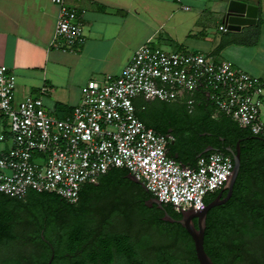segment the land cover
I'll list each match as a JSON object with an SVG mask.
<instances>
[{
	"label": "built area",
	"instance_id": "2783aa9c",
	"mask_svg": "<svg viewBox=\"0 0 264 264\" xmlns=\"http://www.w3.org/2000/svg\"><path fill=\"white\" fill-rule=\"evenodd\" d=\"M50 1L58 7L52 46L74 53L84 41L82 15L68 0ZM15 84L13 72L0 65V119L7 122L0 133V193L20 200L35 191L76 204L83 185L97 183L111 169H125L175 212L202 210L205 198L230 177L232 158L211 152L183 167L166 154L173 137L156 133L136 116L138 97L171 103L201 90L218 114L264 137V81L200 53L143 45L119 76L89 81L63 119L49 115L39 96L15 103ZM184 104L191 111L194 99Z\"/></svg>",
	"mask_w": 264,
	"mask_h": 264
},
{
	"label": "trees",
	"instance_id": "16d2710c",
	"mask_svg": "<svg viewBox=\"0 0 264 264\" xmlns=\"http://www.w3.org/2000/svg\"><path fill=\"white\" fill-rule=\"evenodd\" d=\"M192 98V110L184 105L170 120L157 116L162 105L154 114L136 116L156 133L172 136L167 156L190 161L188 167L209 145L230 156L226 147L239 141L240 169L232 196L208 212L204 250L213 264H264V137L218 114L201 90ZM128 174L109 170L97 183L81 187L76 204L54 193L29 191L21 200L0 193V264H48L51 257L50 264H199L182 226L145 221V201L153 196L128 180ZM121 189L142 202L138 217L145 222L135 233L105 227L129 207L126 201L121 209L115 203ZM215 195H208L205 203ZM162 204L169 216L180 217L171 204Z\"/></svg>",
	"mask_w": 264,
	"mask_h": 264
},
{
	"label": "crops",
	"instance_id": "0c3cea01",
	"mask_svg": "<svg viewBox=\"0 0 264 264\" xmlns=\"http://www.w3.org/2000/svg\"><path fill=\"white\" fill-rule=\"evenodd\" d=\"M227 1L68 0L67 5L82 15L84 41L76 52L66 53L52 46L58 15L55 4L0 0V65L15 75V103L27 95L39 96L46 112L58 119L79 104L89 81L119 76L133 53L146 44L164 51L205 54L264 81V0H239L259 8L257 23L239 32L219 30L224 27ZM42 88L47 91L41 93ZM194 93H184L171 103L138 97L133 104L137 114H154L164 104L171 105L175 114ZM6 130L7 122L0 119V133ZM178 162L190 166V161Z\"/></svg>",
	"mask_w": 264,
	"mask_h": 264
},
{
	"label": "water",
	"instance_id": "95a60500",
	"mask_svg": "<svg viewBox=\"0 0 264 264\" xmlns=\"http://www.w3.org/2000/svg\"><path fill=\"white\" fill-rule=\"evenodd\" d=\"M258 11L259 8L257 5H252L239 0H228L222 13V23L225 30L228 32H239L243 27L254 26L258 20ZM214 151H216L214 148L206 147L203 152L197 156V158L203 154ZM226 151L229 153L233 161V169L231 175L223 186V190L227 192L226 196L221 198V194H219L215 199L206 204L202 210L181 211V218L179 220L171 218L166 212L164 213V216L162 218L163 221L177 223L185 229L193 242L195 256L199 264H213L211 258L204 250L206 217L211 209L225 204L230 199L233 191V186L240 169L239 141H237L235 144V152L230 147H227ZM126 178L131 182L139 184L143 189L146 190L145 186L141 182H139L133 175L128 174ZM145 205L148 207L156 205L159 209H164L163 204L154 197L145 201ZM194 219H196V224L193 221ZM51 260L52 257L48 264L51 263Z\"/></svg>",
	"mask_w": 264,
	"mask_h": 264
},
{
	"label": "flooded vegetation",
	"instance_id": "af4514ba",
	"mask_svg": "<svg viewBox=\"0 0 264 264\" xmlns=\"http://www.w3.org/2000/svg\"><path fill=\"white\" fill-rule=\"evenodd\" d=\"M208 147H212L211 145H209ZM213 148V147H212ZM227 148V147H226ZM231 148V147H230ZM234 152H235V147L231 148ZM233 192V191H232ZM123 193V189L120 190V195L118 197V199L115 201V203L117 205H119L118 207L121 209L122 204L124 203V201L128 202L129 207L128 209L124 212L121 213L119 216H117V218H114L111 222H109L105 227L108 228L110 231H115V232H127L128 233H135L140 227L141 225H143V222L148 221V220H157L160 219L162 220L165 211L162 209H158L160 210V212L155 211L154 207L156 205H152L151 207H148V212H149V217L148 219H146L145 221H143L142 218L138 217V212L139 209L142 205V202L140 199H138L134 194H126ZM219 194H221V198L225 197L227 192L223 190V187L216 192V195L213 199H215ZM232 196V195H231ZM231 198V197H230ZM212 199V200H213ZM123 200V201H122ZM211 200V201H212ZM229 201V200H228ZM227 201V202H228ZM226 202V203H227ZM225 203V204H226ZM208 204V203H207ZM206 205V203H205ZM224 205V204H223ZM222 206V205H220ZM167 213V212H166ZM129 214V215H128ZM168 214V213H167ZM171 217V216H170ZM172 218V217H171ZM181 218V216L179 218H173L175 220H179ZM194 223L196 224V219L193 220Z\"/></svg>",
	"mask_w": 264,
	"mask_h": 264
},
{
	"label": "rangeland",
	"instance_id": "374dc122",
	"mask_svg": "<svg viewBox=\"0 0 264 264\" xmlns=\"http://www.w3.org/2000/svg\"><path fill=\"white\" fill-rule=\"evenodd\" d=\"M210 28L211 29H213L214 28V25H215V22L214 21H211L210 22ZM165 50V49H164ZM203 55H205V54H203ZM185 105V104H184ZM162 106H164V108L162 107V108H160V110L159 111H157V116H160V117H165V119H167V120H170V119H172V117H174L175 116V114L169 109V107H171V105H166V104H164V105H162ZM173 106V105H172ZM193 108V107H192ZM192 110V109H191Z\"/></svg>",
	"mask_w": 264,
	"mask_h": 264
}]
</instances>
